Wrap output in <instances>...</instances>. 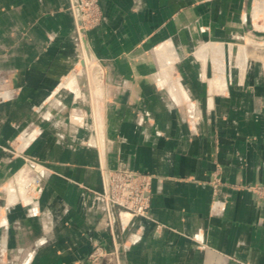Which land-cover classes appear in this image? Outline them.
<instances>
[{"label": "crops", "instance_id": "0c3cea01", "mask_svg": "<svg viewBox=\"0 0 264 264\" xmlns=\"http://www.w3.org/2000/svg\"><path fill=\"white\" fill-rule=\"evenodd\" d=\"M257 1L100 0L104 21L91 36L106 69L100 153L86 144L94 137L83 128L90 124L83 109L73 125L70 99H50L76 62L70 0H0V72L9 88L0 102V191L23 164L3 147L31 120L44 129L23 147L49 172L41 214L14 205L0 228L11 264H85L94 244H111L102 200L82 188L102 191L100 163L152 175L150 218L114 209L123 264H264V200L227 186L224 210L212 214L209 183L217 167L225 183H264V61L244 50L238 58L233 41L251 28L249 16L259 27L264 2ZM213 44L222 45L223 70ZM162 47L186 69L185 91L202 99L200 121L186 120L184 105L161 87L165 81L173 95L182 92L157 71ZM207 65L210 72L199 71Z\"/></svg>", "mask_w": 264, "mask_h": 264}, {"label": "rangeland", "instance_id": "374dc122", "mask_svg": "<svg viewBox=\"0 0 264 264\" xmlns=\"http://www.w3.org/2000/svg\"><path fill=\"white\" fill-rule=\"evenodd\" d=\"M261 1L264 2V0H258L257 2ZM251 3L254 4L255 1H251ZM69 9L73 18L72 39L74 41L76 49V62L71 66L70 75H66L65 78H62L58 82V85H56L55 87L57 88L58 86V89L56 92H54L53 95H51L50 99L52 100L54 98H59L61 101L67 97L70 99V102L68 103L69 121L70 119L72 120V115L73 113H76L77 109H83L86 118L90 120L89 126L83 128L90 133V136L94 137L93 140H90L89 137H87V139L85 140L86 144L90 147H95L98 152L101 153L102 148L104 149L102 145L105 140L103 129L104 127H102L103 119L105 117V110L99 108V102L102 98V95L100 93L98 98L96 90L101 92L100 89L102 85L100 83L104 82L102 76L104 72H106V69L105 65L102 63L101 59L96 55L94 49L92 48L91 36L92 31L99 28L103 24V9L100 0H70ZM262 12L263 13L257 17L259 27L255 26V18L253 16H249V19L245 22V24H251V28H248V31H245L241 34L234 35L233 41L237 43L234 52L236 54L240 53L238 58L242 57L241 54L244 50L248 54L247 57H250L252 55L258 56V58H262V61H264V11ZM211 48L213 51V55L215 57L217 56L216 58H218V60L220 61L219 62L217 60L218 67L220 68V70H223L222 67H224V64L222 57V45L213 44ZM248 50H251L250 53H248ZM157 54L160 63V67L159 64L157 66V71L160 73H162L163 71L166 74V77L169 78V81L174 83V85L178 86L179 83L182 88V92H180L179 95H173L168 87V83L165 81L163 82L164 86L161 87L168 93V97L172 100L173 103L184 105L185 113L183 114V116L184 118H186V120L192 121L193 123L195 121H200L202 118H204L206 111L202 112L199 109V105L196 103L197 100L202 99L197 98L195 100L187 91H185L188 82L187 80H185L186 69H181L177 64H175L174 62L172 63L173 59L175 58V52L169 47H162ZM206 67V69L200 67L201 69H199V71H206L207 69H209L210 72V65H207ZM174 74L176 77L178 74V76L180 75L183 78H177L176 80ZM74 77H77L78 79H73ZM5 82L6 79L3 78V74L0 72V102L6 99L4 95L5 92L9 90V88L3 86ZM78 85L83 90L82 94L79 95H77ZM68 91H70L69 95L63 94ZM103 103L104 102H101V104ZM79 114L80 113L76 114L77 119H82V116H80ZM42 119V123L51 122L53 120L51 119V117H44ZM70 123L73 125H77V123L75 124L71 121ZM37 128L40 129L39 134H41L44 126L39 125V123H36L33 120L29 121L25 126L22 127L16 137L8 141L7 145L3 147L13 156L21 157L23 159V164L5 183V185H3V188L0 191L1 229L6 228V226L8 225V211L14 205H21L26 208L28 216L35 217L41 214V208L38 203L43 193L44 181L48 177L49 172L43 161L37 159L34 156L28 155L26 153V149L23 147L25 138L29 137L31 133H33ZM58 137L67 142V145L69 143V146L71 147L78 145L77 138L73 136L71 141H68L65 135H59ZM21 146L23 148H21ZM102 167H106V165L100 163V171L102 170ZM209 183L212 186V200L210 204V211L212 214H218L222 212V210H224L226 201L222 200L220 196L223 188L227 186L246 190L250 192L256 199L264 200V183H225L219 174V167H217L212 173V177ZM82 188L87 193H91L94 196L99 197L102 200L104 207L106 206L105 201L101 196L100 190L96 191L87 186H83ZM123 215H126L128 217L127 213H123ZM150 217L151 216L149 211V216L142 218ZM106 227L111 233V244L109 246L94 244L90 253L85 259V264H123V256L121 252L124 242L115 239L116 233L115 235L113 234L110 225H108V219L106 221ZM5 248L6 247L1 243L0 264H11L8 251H6Z\"/></svg>", "mask_w": 264, "mask_h": 264}, {"label": "built area", "instance_id": "2783aa9c", "mask_svg": "<svg viewBox=\"0 0 264 264\" xmlns=\"http://www.w3.org/2000/svg\"><path fill=\"white\" fill-rule=\"evenodd\" d=\"M101 196L105 201L108 225L115 235L114 209L134 219L148 217L152 175L129 167H102Z\"/></svg>", "mask_w": 264, "mask_h": 264}, {"label": "bare ground", "instance_id": "6f19581e", "mask_svg": "<svg viewBox=\"0 0 264 264\" xmlns=\"http://www.w3.org/2000/svg\"><path fill=\"white\" fill-rule=\"evenodd\" d=\"M250 51H251V50H250ZM248 52H249V51H248ZM166 72H167V71H166ZM96 89H98V88H96ZM96 91H97L96 94H97V96H98V98H99V95H100L101 92L98 91V90H96ZM10 191H11V189H10ZM10 191H9V192H10ZM11 196H12V194H11Z\"/></svg>", "mask_w": 264, "mask_h": 264}]
</instances>
